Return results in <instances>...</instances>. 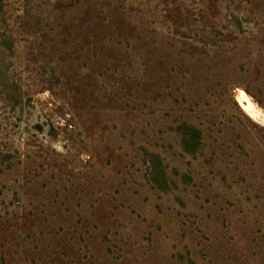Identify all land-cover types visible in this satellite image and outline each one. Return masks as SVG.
I'll use <instances>...</instances> for the list:
<instances>
[{"label":"rangeland","instance_id":"374dc122","mask_svg":"<svg viewBox=\"0 0 264 264\" xmlns=\"http://www.w3.org/2000/svg\"><path fill=\"white\" fill-rule=\"evenodd\" d=\"M0 264H264V0H0Z\"/></svg>","mask_w":264,"mask_h":264},{"label":"bare ground","instance_id":"6f19581e","mask_svg":"<svg viewBox=\"0 0 264 264\" xmlns=\"http://www.w3.org/2000/svg\"><path fill=\"white\" fill-rule=\"evenodd\" d=\"M238 101H239L240 105L243 107V109L245 110V112H247V114L251 118H253V119L259 118V116L261 114L258 111L259 109H257L258 107L255 106V104L252 102L250 96L245 91H241L239 93Z\"/></svg>","mask_w":264,"mask_h":264},{"label":"trees","instance_id":"16d2710c","mask_svg":"<svg viewBox=\"0 0 264 264\" xmlns=\"http://www.w3.org/2000/svg\"><path fill=\"white\" fill-rule=\"evenodd\" d=\"M189 129H190L189 132H191V134L194 135L192 140L197 141L199 143V132L195 130L193 127Z\"/></svg>","mask_w":264,"mask_h":264}]
</instances>
